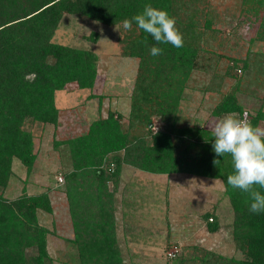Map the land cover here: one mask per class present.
Here are the masks:
<instances>
[{
  "label": "trees",
  "instance_id": "obj_1",
  "mask_svg": "<svg viewBox=\"0 0 264 264\" xmlns=\"http://www.w3.org/2000/svg\"><path fill=\"white\" fill-rule=\"evenodd\" d=\"M179 1L0 0V264H53L47 251L49 231L37 218L39 210L51 212L47 193L29 195L24 189L11 201L2 191L13 175L14 159L28 173L36 159L33 136L25 125L58 124L56 92L69 83L81 89L94 86L97 54L52 40L64 14L120 26L124 31L121 54L139 58L125 127L115 113L109 112L93 120L86 133L57 142L68 146L71 161L62 177L74 229L70 241L75 256L69 264H124L115 232L112 194L106 188L110 180L117 183L124 164L153 174H195L223 182L234 212L232 239L243 258L227 257L196 245L191 254L176 256L174 264H264V212H250L245 203L247 195L227 185V175L233 170L231 160L224 156L219 164L213 163L219 157L212 150L211 129L177 125L186 81L194 68H200L191 41V23L180 29ZM245 2L253 5L254 13H263L255 38L264 41V0ZM145 4L164 9L175 18L183 47L156 45L134 22L130 31L123 29L121 22L141 12ZM90 36L97 40L96 34ZM145 37L147 44L141 42ZM153 45L162 48L163 54L150 55ZM258 62L256 73L264 77L263 61L254 63ZM234 67L245 70L249 62L245 58ZM237 92L235 86L223 93L210 114L219 117L237 112L258 126L264 121L263 101L248 116ZM152 116L165 127L150 131ZM203 218L207 231L215 233L217 221L207 213Z\"/></svg>",
  "mask_w": 264,
  "mask_h": 264
},
{
  "label": "rangeland",
  "instance_id": "obj_2",
  "mask_svg": "<svg viewBox=\"0 0 264 264\" xmlns=\"http://www.w3.org/2000/svg\"><path fill=\"white\" fill-rule=\"evenodd\" d=\"M179 4L180 29L191 23V41L200 68H194L186 81L177 125L210 129V122L218 118L210 114L211 108L235 86L248 116L262 101L264 109V77L256 73L259 62L254 63L263 61L264 65V41L255 38L262 11L254 13L253 5L245 0H180ZM123 33L118 25L63 15L52 40L97 54L94 86L81 89L69 83L56 92L58 124L25 125L33 136L36 159L29 173L14 159L13 175L2 191L11 201L24 189L29 195L47 193L51 212L39 210L37 218L49 231L47 251L53 264H69L75 256L65 183L58 180L70 168V153L66 144L57 142L86 133L93 120L109 112L115 113L124 127L127 124L139 58L121 54ZM94 34L97 40L91 39ZM245 58L248 69L234 67ZM151 121L152 132L165 127L157 116ZM258 126L264 128V121ZM106 188L112 194L115 232L124 264H174L176 256L191 254L196 245L243 258L232 239L234 212L220 179L186 173L153 174L124 164L117 183L110 180ZM206 213L218 223L215 233L206 229Z\"/></svg>",
  "mask_w": 264,
  "mask_h": 264
},
{
  "label": "clouds",
  "instance_id": "obj_3",
  "mask_svg": "<svg viewBox=\"0 0 264 264\" xmlns=\"http://www.w3.org/2000/svg\"><path fill=\"white\" fill-rule=\"evenodd\" d=\"M133 22L150 35L156 45L183 47V35L176 27L175 18L166 10L145 4L141 12L121 22L123 29L130 31ZM141 42L147 44V37ZM149 51L152 56L163 54V49L155 45ZM209 127L213 137L212 150L219 157L213 163L219 164L224 156L231 160L233 170L227 175V185L247 195L245 203L249 204L250 212H264V128L253 125L237 112L215 118Z\"/></svg>",
  "mask_w": 264,
  "mask_h": 264
},
{
  "label": "built area",
  "instance_id": "obj_4",
  "mask_svg": "<svg viewBox=\"0 0 264 264\" xmlns=\"http://www.w3.org/2000/svg\"><path fill=\"white\" fill-rule=\"evenodd\" d=\"M58 180L62 182V177H58ZM171 256H174V254H170Z\"/></svg>",
  "mask_w": 264,
  "mask_h": 264
}]
</instances>
